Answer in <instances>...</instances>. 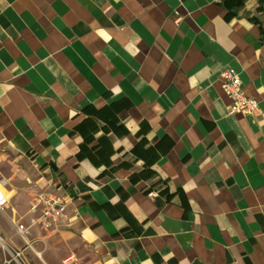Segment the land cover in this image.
<instances>
[{"label":"crops","instance_id":"obj_1","mask_svg":"<svg viewBox=\"0 0 264 264\" xmlns=\"http://www.w3.org/2000/svg\"><path fill=\"white\" fill-rule=\"evenodd\" d=\"M232 6L0 0V149L93 264H264V12ZM228 69L261 114H230Z\"/></svg>","mask_w":264,"mask_h":264},{"label":"rangeland","instance_id":"obj_2","mask_svg":"<svg viewBox=\"0 0 264 264\" xmlns=\"http://www.w3.org/2000/svg\"><path fill=\"white\" fill-rule=\"evenodd\" d=\"M33 171L26 160L17 158L6 147L0 149V180L6 181L7 189L16 193L10 205L0 210V264L10 260L9 252L27 250L24 241L18 237L17 226L31 224L29 211L33 197L40 193L34 184ZM35 238L39 241L33 250L26 251L30 264H93L98 261L97 254L88 248L81 236L64 225L49 235L34 229L30 240ZM35 251L43 257L38 258Z\"/></svg>","mask_w":264,"mask_h":264},{"label":"built area","instance_id":"obj_3","mask_svg":"<svg viewBox=\"0 0 264 264\" xmlns=\"http://www.w3.org/2000/svg\"><path fill=\"white\" fill-rule=\"evenodd\" d=\"M223 91L231 99L229 112L231 115L256 116L262 113L259 101L250 98L243 90L241 79L234 70L228 69L222 74ZM6 181L0 180V210H5L10 205L11 199L7 197ZM156 198V193H151ZM30 208L31 224L25 226L20 224L17 227L18 237L24 241L26 248H31L34 242L30 240L32 231L38 229L44 234H52L58 231L70 220L68 211L69 202L63 196L53 192H40L33 197ZM10 260L7 264H27L23 250L9 252Z\"/></svg>","mask_w":264,"mask_h":264},{"label":"trees","instance_id":"obj_4","mask_svg":"<svg viewBox=\"0 0 264 264\" xmlns=\"http://www.w3.org/2000/svg\"><path fill=\"white\" fill-rule=\"evenodd\" d=\"M230 2V3H232V8L234 7L235 8V6L237 5V4H239V1L240 0H226V2ZM259 4H260V8H261V10H263V12H264V1L263 0H259ZM232 12V11H231ZM233 13V12H232ZM262 31V34H264V28L261 30ZM88 122V121H87ZM89 122H91V125L96 129V128H98V125H97V123L94 121V120H91V119H89ZM88 138H90V137H88ZM90 140V139H89ZM104 149H105V147H103L101 150V152H104ZM138 149V148H137ZM137 149L135 150V152H138L137 151ZM146 171H148V169L146 170ZM144 173V172H143ZM147 192H149V191H147Z\"/></svg>","mask_w":264,"mask_h":264},{"label":"bare ground","instance_id":"obj_5","mask_svg":"<svg viewBox=\"0 0 264 264\" xmlns=\"http://www.w3.org/2000/svg\"><path fill=\"white\" fill-rule=\"evenodd\" d=\"M6 192H7V197H8L9 199H11V198H13V197L16 196V193H15L14 191H12V190H8V189H6ZM0 242H2L1 239H0Z\"/></svg>","mask_w":264,"mask_h":264}]
</instances>
